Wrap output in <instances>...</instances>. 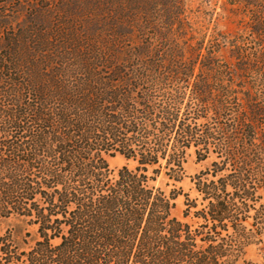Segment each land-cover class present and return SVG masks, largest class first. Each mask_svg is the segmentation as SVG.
I'll use <instances>...</instances> for the list:
<instances>
[{
  "label": "trees",
  "instance_id": "obj_1",
  "mask_svg": "<svg viewBox=\"0 0 264 264\" xmlns=\"http://www.w3.org/2000/svg\"><path fill=\"white\" fill-rule=\"evenodd\" d=\"M82 1L92 12L61 28L54 58L35 19L0 46V264H254L243 254L264 242V0H225L247 17L233 79L217 42L195 72L201 52L174 35L180 0ZM190 149L213 156L184 193L192 223L171 213L181 189L147 175L181 180ZM115 153L134 168L112 174ZM11 218L33 236L17 240Z\"/></svg>",
  "mask_w": 264,
  "mask_h": 264
},
{
  "label": "rangeland",
  "instance_id": "obj_2",
  "mask_svg": "<svg viewBox=\"0 0 264 264\" xmlns=\"http://www.w3.org/2000/svg\"><path fill=\"white\" fill-rule=\"evenodd\" d=\"M180 3L183 13L179 18L182 17L186 20L183 26L185 33L175 32L174 35H176L180 47L185 50L201 52L202 55L198 56L196 60L195 72H199L200 60L205 55L208 46L217 42L218 50L214 52V56L218 58V61L226 63L233 79V74L237 71V54L242 51L237 46L244 45L248 41L247 17L228 5L225 0H180ZM91 12V6L82 0L81 2L78 0H0V46L4 44L3 39L7 34L25 31L28 21L35 19L40 24L39 33H45L46 41L42 48L46 54L50 55L49 58H54L52 55H56L55 41L60 36L61 28L68 26L66 22L78 23ZM187 22L190 27L186 25ZM191 34H193L192 39L189 37ZM197 46L200 48L197 49ZM212 158L213 156H209L198 160L193 149H190L183 163L184 176L179 181L169 179L163 170L155 174L152 167L148 168L147 175L150 176L148 180L150 186L160 188L166 194H169L173 188L181 189V193L173 199L171 210L172 215L178 219L194 222L195 219L192 217L183 216L184 193H187L190 198L196 196L193 177L208 167ZM106 161L112 174H115L117 169L124 165L129 168H134L136 165L135 161L128 160L118 153L107 155ZM7 226L12 227L13 236L17 240H20L26 230L30 231L32 236L35 231V227L27 226L16 218H11L3 224V227ZM30 237L27 239L30 240ZM243 258L254 264H264V242L248 244L244 248Z\"/></svg>",
  "mask_w": 264,
  "mask_h": 264
}]
</instances>
